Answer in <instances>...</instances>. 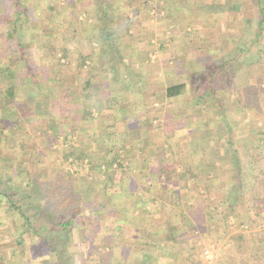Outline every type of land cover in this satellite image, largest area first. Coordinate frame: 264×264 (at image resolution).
<instances>
[{
  "label": "rangeland",
  "instance_id": "obj_1",
  "mask_svg": "<svg viewBox=\"0 0 264 264\" xmlns=\"http://www.w3.org/2000/svg\"><path fill=\"white\" fill-rule=\"evenodd\" d=\"M25 1L39 12L22 31L32 69L22 61L26 75L14 79L20 86L16 103L0 98V125L9 131L0 189L18 185L24 194L28 181L30 186L34 178L39 184L48 181L39 202L27 208L26 199L17 201L26 205L34 226L48 224L44 230L50 241L25 232L2 208L6 203H0V264H116L124 257L134 262L141 254L138 245L149 261L156 258L154 264H264V185L255 184L259 197H251L255 180L249 176L236 213L221 200L233 185L234 149L252 173L253 167L264 166V33L255 41L257 22L244 29L226 8L213 4L216 0H145L152 8L142 7L136 14L123 0ZM233 1L247 18H256L253 0ZM107 2L114 11L109 25L120 58L108 50L101 11ZM13 5L0 0V36L7 37ZM127 17L134 19L129 33ZM55 44L63 51H53ZM4 51L0 46L2 59ZM216 66L220 68L212 74ZM87 81L101 87L97 93L105 88L112 107L103 116L95 110L99 122L76 124L73 116L92 90ZM179 83L186 84L185 94L166 96L167 87ZM202 94L207 103L194 104ZM108 133L121 154L132 144L136 155L126 159L107 188L108 200L129 199L131 221L125 225H118L107 208L95 207L91 199L97 192L83 189L92 181L99 191L105 176L90 169L89 159H66L62 151L67 146L96 150V139L109 140ZM209 163L216 169L210 171ZM212 179L225 186L213 185ZM75 190L80 191L74 195L78 220L63 231L50 227L57 223L56 213L52 205L45 207ZM174 220L189 227L177 230L178 242L170 243L162 238ZM22 231L24 241L18 243ZM105 237L107 246L102 247Z\"/></svg>",
  "mask_w": 264,
  "mask_h": 264
},
{
  "label": "trees",
  "instance_id": "obj_2",
  "mask_svg": "<svg viewBox=\"0 0 264 264\" xmlns=\"http://www.w3.org/2000/svg\"><path fill=\"white\" fill-rule=\"evenodd\" d=\"M222 1V2H221ZM216 0L213 1V4H218L222 9L226 8L229 12V14H231L232 16V20L234 22H237L238 25H240L241 27H243L244 29L249 28V26H251V22H257L258 27L255 33V41H257L258 37L264 33V0H253L252 3L254 6H256L258 8V13L256 15V18H247L245 16V14H243V10L241 9L242 7L236 3L233 0ZM13 2V6L11 7L14 11H11V8L9 9V11H11L10 13L11 18L7 19L8 21V25H7V37H3L0 36V40L2 38H4V41L6 39V41L9 39L10 44H7L6 41H0V46L5 50V57L4 59L0 58V82L4 83L3 87H0V98L1 97H5V99H9L11 100V102L16 103V94L18 92V88H20V86H16L14 84V79L17 78V76L19 78H22L24 75H26L23 71L22 61L25 62L28 71L30 72V70L32 69L31 65L29 64V57H28V52H29V48L27 47L28 45H25L26 43H24L23 39H22V31L28 27H26L27 25V21L29 19L30 16H37L39 14L38 9H33L32 7H30L29 3H27L25 0H12ZM123 2H128L129 5H132V12H134V14H136V12L141 9L142 7H150V4L147 1H143L140 0L139 2H136V0H123ZM125 4V3H124ZM50 7L52 6V4L49 5ZM226 6V7H225ZM241 7V8H240ZM255 7V8H256ZM16 8V9H15ZM152 7H150L149 9H151ZM54 11V9L52 10ZM101 11H103V15H104V20L106 19V25H107V33H108V50L111 52L115 53V56L117 58L119 57V50H118V46H117V42L115 39V32L114 30L110 27L109 23H111L112 20H114L113 15H114V11L112 10L111 4L109 2L105 3V7L104 9H101ZM242 12V13H241ZM135 18L138 17L136 15H134ZM126 20L128 22H126V32L129 33L130 31V27L134 25V19H130V18H126ZM44 37V35H43ZM7 44V45H6ZM237 49L239 50V52H241L243 49L237 47ZM53 51H63V48H59L58 49V45L55 44L53 47ZM27 52V53H26ZM69 52V51H68ZM64 53H66V51H64ZM65 57H68V55H64ZM23 57H26L25 60H23ZM231 60V59H230ZM229 62L228 60H224V63ZM20 65V67H19ZM25 66V65H24ZM220 67L216 68H212L211 69V73H217ZM22 72V74H21ZM30 74V73H29ZM33 75L30 74V81L32 79ZM96 83H92L91 81H87L86 82V87L92 88L91 91H89L87 93V98L84 99V101H82V107L80 109H78V111L74 114V118L76 119V124H78L81 121H85V122H92L95 120V122H99V117L98 116H103V112L104 110H106L105 108H107V106H110L109 108L112 107V100H109L107 97H105L104 94V90L105 88H102L100 92H96V90L98 89L97 87L99 85L96 84V86L94 87ZM100 87V86H99ZM101 88V87H100ZM187 90V86L185 83H179V84H174V85H170L167 87L166 90V96L172 98L175 96H180L185 94ZM205 95H201V97H197L194 100V104H204L207 103L206 101H203ZM107 99V100H106ZM77 101H79L77 99ZM104 104H106V107L104 106ZM108 104V105H107ZM95 108V109H94ZM1 109V108H0ZM95 110H97V112H99L98 116H95ZM39 113H42V111H39ZM199 114H201L199 112ZM0 121L3 122V120ZM223 121H226V118L223 117ZM0 124H3V123ZM10 122H14L13 120H11ZM178 123V121H176ZM18 126V124H15V126ZM179 125V124H178ZM227 127H229L228 124H226ZM98 126H103L102 123L98 124ZM115 125L113 124L112 127H114ZM107 127V126H105ZM11 128V127H10ZM196 130V129H195ZM9 131L7 129H3V126L1 127L0 125V160H2L3 158V145L6 141V136L5 133H8ZM112 133H108L107 135L110 138V135ZM48 137H50V135L47 133ZM52 137V136H51ZM50 137V139H51ZM58 135L57 133H55L53 138H57ZM103 136V142H98L101 140V137H98L96 139V145L98 143H100L98 146V149L96 148V150H90L88 147H74V146H67L64 149H62V151H64V156L66 159L68 158H72L75 161L76 160H84V159H89L90 161V169L91 170H97V172L99 173V176H105V179L103 180V182H105V185L103 186L102 189H100L99 191H97V187H95V185L93 184L92 181H89L90 184L89 186L85 185V187H83L84 190L87 191H92V192H97L95 194V196L93 197V199H91L92 201H94L95 207L97 209L100 210V208H107L106 211H110V216L113 217L116 222L118 223V225H125L128 223V221H131V217H129V219H127V217L130 215V209H129V199H125V201L121 202L120 200H112V198L110 197V200H108V195H107V188L109 186L110 183H112L113 181H115V174L117 171H121L120 169L123 166H126V159H131L134 156H136L134 154L133 148H132V144H130V146L127 148V150L125 151V153L121 154L119 152V149H117V143L112 141V139L110 138L109 140H104ZM206 137H201L198 139L199 143L202 142L203 140H205ZM53 143V140H48V143ZM229 142L232 143V138H229ZM104 144L106 146H104ZM56 151H58L57 149H54ZM233 151H235L232 154V172H231V182L233 183V185H230L229 187H227L225 190V192L223 191V199L222 200V205L227 208V209H231L233 213H236L237 210L234 208L235 205L243 199L244 195H246L245 191H246V180H249L248 177L251 176L253 177L255 181H253L252 183V188H251V197H256L259 195V193L256 191L255 189V184L257 185L256 187H258V185L261 183L264 185V166L259 167V170L255 167H253V173L251 172V169L249 170V168L246 165H242L241 164V159L238 156V152L236 151V149H234ZM104 152V153H103ZM101 153V154H100ZM100 154V156H99ZM93 157H95L93 159ZM97 157V158H96ZM215 163V162H214ZM214 163H209L207 166L208 168H210L211 170L216 169V167L214 166ZM116 164V166L114 167V165ZM16 168V167H15ZM190 167H188L187 169H189ZM16 170V169H15ZM163 168L162 171L163 172ZM17 171V170H16ZM8 172V171H7ZM20 172V170L18 171V173ZM3 173V171L1 172ZM17 175L20 177V173ZM186 173V171H185ZM183 173V174H185ZM217 173V170H216ZM243 173V175H242ZM182 174V175H183ZM242 175V176H241ZM170 176V175H168ZM89 174L86 176V179L89 180ZM32 179V178H31ZM258 179H260L261 181H259ZM170 180V179H169ZM252 180V179H251ZM88 182V183H89ZM212 184L216 185V186H222L224 187V185H221L220 183L217 182V179L214 180L212 179ZM1 183V181H0ZM215 183V184H214ZM46 185H48V181H45V183H40L34 179H32V184L30 186V182L28 181V183H26L25 188L28 186V192L30 193V195H28L29 193L26 191V193H21V189H23L21 186H16L13 189H9V190H1L0 189V203L1 205H5L6 203V208L5 206L2 207L3 209H5L6 213H10L12 216H15L17 221H20L21 226H24L25 228V232H32V233H37V235H41L43 241H45V243H49L50 239L48 238V235L45 233L44 228H49L48 224L43 225V227L37 228L36 226H34V223L32 221V218L30 216V214H28L26 212V205L22 204V203H18L17 200H21V199H26V204H27V208L29 206H31L32 203H36L39 202V200H42V197L45 198V193H46ZM76 186V185H75ZM72 187H69V189H71ZM100 188V187H99ZM245 190V191H244ZM250 190V189H249ZM256 191V192H255ZM78 192L80 191H73V193H66V195L61 194V197H59L57 200V202L55 203H48L49 205L47 207H45V210H48L50 205L52 210L56 213V222L54 223L55 225L51 226L52 228H55L59 231H63L67 228H70V225H72L73 223L75 224V221L78 220V216H74L73 210L75 207H77L76 204H79L78 199L74 196V195H78ZM26 194V195H25ZM68 194V195H67ZM249 194V193H248ZM37 196V197H33V196ZM261 195V194H260ZM29 196V198H28ZM259 197V196H258ZM262 197H264V195H262ZM61 198V200H59ZM114 199V198H113ZM91 201V202H92ZM111 202H114L113 205L115 207L114 210H110L109 204ZM0 205V206H1ZM123 205L124 208L119 209V206ZM135 215V214H134ZM133 215V216H134ZM137 216L139 218H144L142 217L143 214L142 213H138ZM154 221V220H152ZM175 220L173 223L170 224V227L168 228V233L167 235H165V237L162 238V240L168 241L170 243H176L178 242L177 237H179V235H177V230L187 226L189 227V225H187L184 222H181L179 225H175ZM36 225V224H35ZM18 235V243H20L21 241H24V235H23V231L22 232H17ZM108 239V238H107ZM105 241L103 242L104 244H101L102 247H106L107 245V240L106 237L104 239ZM183 241V238L180 239ZM184 242V241H183ZM139 243V242H138ZM50 245V244H49ZM137 250H139L140 257L137 261L136 259H134L133 261H129L127 258L124 257V262L123 261H119L116 264H154L152 262H154V260L156 261V258L152 257L153 260L149 261V254L147 255V253H143L142 250H140L139 245L138 246H134ZM53 246L51 245V249L53 250ZM56 252L57 255L59 257H57L59 259L60 262H62V257H60L61 251L58 250L56 248ZM126 259V260H125ZM64 264V263H61Z\"/></svg>",
  "mask_w": 264,
  "mask_h": 264
}]
</instances>
